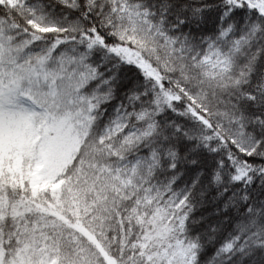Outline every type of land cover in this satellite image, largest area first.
I'll use <instances>...</instances> for the list:
<instances>
[{"label": "snow or ice", "instance_id": "snow-or-ice-1", "mask_svg": "<svg viewBox=\"0 0 264 264\" xmlns=\"http://www.w3.org/2000/svg\"><path fill=\"white\" fill-rule=\"evenodd\" d=\"M0 264H264V0H0Z\"/></svg>", "mask_w": 264, "mask_h": 264}]
</instances>
